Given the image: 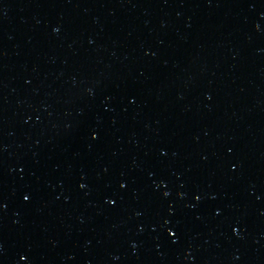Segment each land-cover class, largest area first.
I'll return each mask as SVG.
<instances>
[{
  "label": "water",
  "instance_id": "95a60500",
  "mask_svg": "<svg viewBox=\"0 0 264 264\" xmlns=\"http://www.w3.org/2000/svg\"><path fill=\"white\" fill-rule=\"evenodd\" d=\"M101 219L264 251V0H0V235Z\"/></svg>",
  "mask_w": 264,
  "mask_h": 264
}]
</instances>
